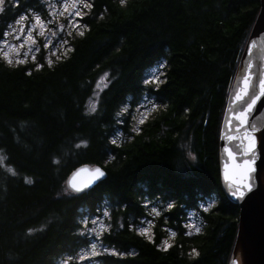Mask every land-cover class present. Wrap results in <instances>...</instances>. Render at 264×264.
Here are the masks:
<instances>
[{
	"label": "trees",
	"instance_id": "trees-1",
	"mask_svg": "<svg viewBox=\"0 0 264 264\" xmlns=\"http://www.w3.org/2000/svg\"><path fill=\"white\" fill-rule=\"evenodd\" d=\"M90 2L83 35L68 37L72 51L51 67L42 57L39 70L0 57V157L15 172L0 166V264H56L85 244L80 216L96 214L104 201L110 229L101 240L125 253L102 256L104 264H229L238 206L219 174V130L259 0ZM15 10L0 14V42ZM156 64L164 82L145 85ZM104 74L97 110L86 111ZM144 92L159 108L113 143L119 107ZM84 164L101 165L106 177L72 193L66 178ZM147 198L173 204L155 219L152 241L135 231ZM211 198L205 211L201 203ZM187 210L199 214L198 233L185 235ZM168 230L176 236L165 251L156 245Z\"/></svg>",
	"mask_w": 264,
	"mask_h": 264
},
{
	"label": "rangeland",
	"instance_id": "rangeland-1",
	"mask_svg": "<svg viewBox=\"0 0 264 264\" xmlns=\"http://www.w3.org/2000/svg\"><path fill=\"white\" fill-rule=\"evenodd\" d=\"M69 2L70 0H5L3 11H5L9 6L15 7L17 5L20 6V10L18 12L15 10L14 18L8 21L6 24L5 32H7L8 35H4V38L0 42V53L8 51L10 53L11 59L13 60L12 65H26L29 63H34L32 56L36 57L35 63H39L37 57H42V60L46 62V56L54 63V61L57 59L55 55H52L53 48L56 49V55H60L61 57L66 56L68 52L65 53L64 49L69 46L68 44H66L61 47V43L64 40H67L68 37L79 35L78 32L84 31V25L82 23L77 25V27L75 28H73L68 23L69 19H72L73 22H75V20L81 19L80 17H74L72 12L64 11L63 5ZM78 7H80V10L82 12L85 9L82 5H78ZM3 11H0V14ZM74 11L75 10H73V12ZM36 14L41 15L42 20L46 21V24L44 26L35 25V21L31 18ZM21 16H25V19L19 20ZM17 21H19V23H17ZM28 28H32L31 33L27 31ZM68 33L71 34L69 35ZM26 36H31L32 39L35 40V44H33L29 40H26ZM45 44H49V47L47 49L44 48ZM13 49H15V51ZM17 52L19 54V57L25 60V63L16 64ZM25 53H27L28 55L25 56ZM162 75L163 70L161 68V64H156L146 71V73L144 74L143 82L145 80H149V83L147 85L156 86V84L151 82L150 78L152 76H156L158 80H162ZM107 83L108 78L107 75L104 74L99 78L94 87L92 95L86 101V111L93 102H95L97 110L99 103V94ZM152 103H157L156 98L153 95L148 94L147 92H144L141 95V98L137 99L134 103L130 102V99L128 98L117 111L120 112L121 108L126 106L124 112L119 117L117 115L115 116L116 123H118L120 126H116V130L114 131L111 138L112 141L115 140V143H122L128 138L129 133H131L133 129L139 128L142 124H139L138 121L141 116L144 115L145 108H148L150 110L147 112L144 122L148 118H150V116L159 108V105L157 103L158 107L156 109H151ZM214 201L215 199L213 198L207 199L206 201L201 203V207L205 208L209 204H211L212 206ZM169 202L170 200L165 201L164 198L145 199L144 211L146 214L141 216L143 218L138 219V221L136 222V228L140 226L148 228L150 229L149 234L152 235V225L156 224L157 221L154 219H156L159 215L163 214V212L166 211V205ZM102 204L103 206L97 211L96 214L85 211L80 216L78 235L85 239V244L76 248L73 253L61 256V258L57 260L56 264H65V262L66 264H104L102 256L113 255L110 253H103V249H100V255H97L95 257L90 256L91 244L96 240V233L89 232V229H96V231L99 232V243L102 244L104 248L114 249L113 247L104 244L101 240V235L105 231L107 232L110 229L109 227L108 230H104L101 227V225L110 226L109 215L107 217L104 216V211H108L109 213V210L107 208L108 203L104 201L102 202ZM153 207L157 209L159 214L152 212ZM186 214V224H193L192 229L186 228L187 232L196 233L195 227L198 226L201 229L203 226L199 214L192 210H187ZM149 221L151 223H148ZM172 239L173 237L170 236L169 230L166 236L162 238V240H169L170 243ZM81 250H83V253ZM116 252L120 253L118 250H116ZM81 255H85L87 256V258L81 259Z\"/></svg>",
	"mask_w": 264,
	"mask_h": 264
},
{
	"label": "water",
	"instance_id": "water-1",
	"mask_svg": "<svg viewBox=\"0 0 264 264\" xmlns=\"http://www.w3.org/2000/svg\"><path fill=\"white\" fill-rule=\"evenodd\" d=\"M257 22L250 40L240 56L219 130V174L227 198L238 206L237 237L229 264L238 252L243 264H264V184L257 171V167L264 162V94L259 91V80L264 74V0H262V10ZM248 60L251 65L250 73L253 84L250 96L255 93L257 99L247 115L246 123L238 126L239 122L233 113L244 107V101L234 103L232 99L238 86L244 85L243 78L247 72ZM248 99L245 97V100ZM252 123L259 126V138L252 150L254 156H251V153L244 155L240 148L241 139L233 138L243 137L246 128ZM229 152H233L235 155L229 156ZM249 157H251L253 171L246 174L245 181L250 187L244 189L243 197H234L226 186L224 173L240 163L242 159H249ZM95 168H100L104 172L101 165L85 164L75 167L70 180L67 181L68 189L78 193L71 188L70 182L83 186V191L92 188L99 179L104 177L97 174L95 179H90L93 176L92 170ZM76 179L80 181H76ZM229 180L232 182L231 179ZM233 185L235 188L236 185Z\"/></svg>",
	"mask_w": 264,
	"mask_h": 264
},
{
	"label": "snow or ice",
	"instance_id": "snow-or-ice-1",
	"mask_svg": "<svg viewBox=\"0 0 264 264\" xmlns=\"http://www.w3.org/2000/svg\"><path fill=\"white\" fill-rule=\"evenodd\" d=\"M120 3L123 5L125 3V0H120ZM4 4H5V0H0V11H3V5ZM78 5H82L83 8H85V9H92L94 7L93 3L89 2V0H70L69 3H66V4L63 5V8H64L65 12H72L74 17H80L82 19V17L84 15H86L87 13L82 12L80 10V7H78ZM73 10H75V11L73 12ZM50 15H51V13H50ZM24 19H25V16H21L19 18V20H24ZM31 19H33L35 21V25H37V26H44L46 24V21L42 20L41 15L36 14ZM17 23H19V21H17ZM68 23L73 28H75V27H77V25H79L81 23V21L80 20H75V22H73L72 19H69ZM84 27H87V25H84ZM27 31L31 33L32 32V28H28ZM68 34L70 35L71 33H68ZM78 34L79 35H83V32H78ZM4 35H8V33L5 32ZM25 39L29 40L33 44H35V40H33L31 36H26ZM49 43H51V42H49ZM67 43H68L67 40H64L61 43V47H63V45H66ZM48 47H49V44H45L44 45L45 49H47ZM13 50L15 51V49H13ZM68 51H72L71 47H67V48L64 49L65 53L68 52ZM24 55L27 56L28 54L25 53ZM52 55H55L57 60L61 59L60 55H56V49L55 48L52 49ZM0 57H2L9 66H12L13 60L11 59L10 53L8 51H4V52L0 53ZM32 59L35 62L36 57L32 56ZM45 60L48 63L49 67H51L52 64H53V61L51 59H49L47 56L45 57ZM23 63H25V60L20 58L19 54L17 52L16 64H23ZM250 66L251 65L249 64V67ZM41 67H42V65L40 63H35V68L36 69L39 70ZM161 67H163V65H161ZM105 75H107V74H105ZM150 79H151L152 83L157 85V87L159 86L160 83L164 82L162 80H158V78L156 76H152ZM243 79H244V85L242 87L238 86V90L235 93V100H234V102L244 101V107L240 108L239 110H237V111H235L233 113L234 117L239 122L238 126L246 123L247 115H248L249 111L252 109V107L255 104V101L257 99V95L255 93H253L249 97L248 100H245V97L248 96V87L247 86H248V83L251 81V77L245 75ZM148 83H149V80H145L144 81L145 85H147ZM259 91H260L261 94H264V74L261 75V79L259 80ZM125 107L126 106L122 107L120 112L116 113V115L118 117L121 116V114L124 112ZM157 107H158L157 103H152L151 104V109H156ZM149 110L150 109H148V108L144 109V115H142L141 118L139 119V121H138L139 124H143L144 123V119L146 118L147 112ZM87 111H90V112L96 111L95 102L92 103V105L87 109ZM187 111H188V109L185 108V112H187ZM135 130L139 131L138 128L135 129ZM252 130L255 131V125H253V129ZM233 138L234 139H241L242 143H243V141H247V148H246V151H245L244 155H248L249 153H251V156L255 155L254 152L252 151L253 148L255 147V137L251 136L249 134V132L245 131L243 137H233ZM115 142L116 141L113 140V143H115ZM80 143L83 144V143H86V142L82 140V141H80ZM187 154H188V156L190 158L195 159V156H193L191 151H189ZM233 155H235L233 152H229V156H233ZM0 166H6L4 164V159L2 157H0ZM6 167H7V170L9 172H12V174L15 175L14 170L10 166H6ZM92 171H93V176L90 179H95L97 174L100 177L104 176V172L100 168H95ZM252 171H253V168H252V163H251V157H249V159H242L241 162L236 164V165H234L231 170H226L225 171L224 178L226 180L231 179L233 184L236 185L235 188H230L231 194L234 197H238L239 198V197H243L244 196V189L250 187V185L245 181V177H246V174H250ZM25 180H26V182L31 183L30 178L25 177ZM70 186L76 192H82L83 191V186H78L77 184L71 183V182H70ZM166 206H167L168 209L173 208V204L170 203V202L167 203ZM210 207H211V204L207 205L204 210L207 211L208 208H210ZM152 212L156 213V214H159L155 207L152 208ZM108 215H109L108 211H104V216L107 217ZM148 223H151V222L149 221ZM101 227L104 230H108V228L110 226L101 225ZM128 227L131 229L133 227V225L129 224ZM186 228L187 229H192L193 228V224L192 223H187L186 224ZM200 230L201 229L198 226L195 227V231L197 233ZM29 231H31V229ZM136 231H137L138 234L144 236L149 241L153 240V235L149 234L150 233V229L145 228L143 226H140V227L136 228ZM169 231H170V236L171 237H175L176 236V232L171 231V230H169ZM89 232H95L96 233V240L91 244L90 256L95 257L97 255H100L101 254L100 249H103V253H110V254H113V255H120V256L125 255V253H123V252L117 253L115 249L104 248V246L99 243V232H97L96 229H89ZM188 234H190V233L185 232V235H188ZM161 245L163 246V250H165V251L168 250L172 246V244L169 242V240H162L161 243L157 244L156 246H157V248H160ZM81 251L83 253V250H81ZM190 254L191 255H196L197 254V250L194 249V248L191 249L190 250ZM80 258L81 259H86L87 256L81 255ZM65 264H66V262H65Z\"/></svg>",
	"mask_w": 264,
	"mask_h": 264
},
{
	"label": "bare ground",
	"instance_id": "bare-ground-1",
	"mask_svg": "<svg viewBox=\"0 0 264 264\" xmlns=\"http://www.w3.org/2000/svg\"><path fill=\"white\" fill-rule=\"evenodd\" d=\"M261 10H262V0H259V11H258V14H257V16H256V18H255V21H254V23H253L251 29H250V32H249L248 39H247V42H246V44H245V47H246L247 43H248L249 40H250V37H251V35H252V31H253V29L255 28V26H256L257 23H258L257 21H258V19H259L260 14H261ZM245 47H244V48H245ZM243 50H244V49H243ZM242 53H243V51H242ZM242 53L239 55V58H238V59H239V62H240V56L242 55ZM238 64H239V63H238ZM249 64H250V61L248 60V66H247V72H246V75L251 77ZM233 79H234V78H233ZM233 79H232V81H231V83H230L229 91H230V88H231V85H232ZM247 87H248V96H246V98H249V96H250V94H251L252 87H253V84H252V78H251V81L248 83V86H247ZM234 100H235V94H234V96H233L232 101L234 102ZM234 103H235V102H234ZM221 124H222V120H221ZM221 124H220V127H221ZM253 125H255V131L252 130V129H253ZM245 131L249 132V134H250L251 136L255 137V146H256L257 141H258V138H259V126H258L257 124H255V123H252V124H250V125L246 128ZM243 136H244V134H243ZM219 147H220V144H219ZM240 148H241V150H242V153L244 154L245 151H246V148H247V141H243V143H242V141H241V142H240ZM218 161H219V150H218ZM218 163H219V162H218ZM84 165H85V164H84ZM102 169H103V168H102ZM73 170H74V169H73ZM73 170H72V171H73ZM103 170H104V169H103ZM72 171H71V173L67 176L66 181H65V186H66L67 190H69L68 187H67V181L70 180V177H71ZM257 171H258V174H259V177H260L261 181H262L263 184H264V162H263L261 165H259V166L257 167ZM104 172H105V170H104ZM105 177H106V172H105L104 177H103L102 179H99L98 182H97L94 186H96L99 182H101L102 180H104ZM76 181H80V180H79V179H76ZM89 181H92V180H89ZM94 186H93V187H94ZM226 186H227L228 190H230V188H233V187H234L233 183H232L230 180H226ZM93 187H92V188H93ZM92 188H90V189H92ZM90 189H86V190L83 191V192H86V191H88V190H90ZM69 191H70V190H69ZM70 192H71V191H70ZM72 193H74V192H72ZM78 193H82V192H78ZM78 193H77V194H78ZM231 264H243L239 252L236 253V254L233 256Z\"/></svg>",
	"mask_w": 264,
	"mask_h": 264
}]
</instances>
